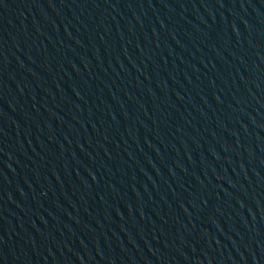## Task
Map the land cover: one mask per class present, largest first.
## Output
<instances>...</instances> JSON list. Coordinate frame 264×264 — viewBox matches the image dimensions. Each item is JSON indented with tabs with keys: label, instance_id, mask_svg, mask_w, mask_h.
Returning <instances> with one entry per match:
<instances>
[{
	"label": "water",
	"instance_id": "obj_1",
	"mask_svg": "<svg viewBox=\"0 0 264 264\" xmlns=\"http://www.w3.org/2000/svg\"><path fill=\"white\" fill-rule=\"evenodd\" d=\"M0 264H264V0H0Z\"/></svg>",
	"mask_w": 264,
	"mask_h": 264
}]
</instances>
